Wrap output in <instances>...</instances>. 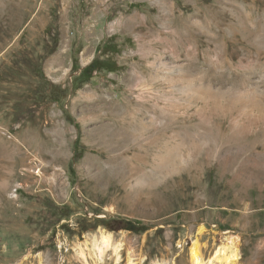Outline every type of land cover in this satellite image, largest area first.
Instances as JSON below:
<instances>
[{
    "label": "rangeland",
    "instance_id": "1",
    "mask_svg": "<svg viewBox=\"0 0 264 264\" xmlns=\"http://www.w3.org/2000/svg\"><path fill=\"white\" fill-rule=\"evenodd\" d=\"M34 1L0 51V264H264V0Z\"/></svg>",
    "mask_w": 264,
    "mask_h": 264
},
{
    "label": "bare ground",
    "instance_id": "2",
    "mask_svg": "<svg viewBox=\"0 0 264 264\" xmlns=\"http://www.w3.org/2000/svg\"><path fill=\"white\" fill-rule=\"evenodd\" d=\"M34 2H35L34 0H0V51L7 45L9 40L13 37L15 31L19 29L21 23L26 19L29 13H31L34 10ZM143 128L144 127H142V129ZM124 133L125 136L129 138L130 135H128L125 131ZM139 133H140V129L138 128L135 130V133L132 135L136 136ZM110 136H111V140L113 141L112 143L116 144L118 142L117 135L112 134ZM122 136H124L123 133L121 134L120 137ZM30 145L28 143L27 146L29 147ZM41 146L33 145L36 151L42 152L44 149ZM39 173H41V170L39 171ZM112 239H113L112 233L104 232V231L102 232V241L98 248L99 256H101L104 252L103 250L111 244L110 242L112 241ZM81 254L84 256L83 252ZM190 261L191 264H237L238 252L237 250H235L234 248H232L227 244L221 245V247H219L214 252L213 256L207 261L206 258L204 257L200 240L196 238L193 241V244L190 248Z\"/></svg>",
    "mask_w": 264,
    "mask_h": 264
},
{
    "label": "trees",
    "instance_id": "3",
    "mask_svg": "<svg viewBox=\"0 0 264 264\" xmlns=\"http://www.w3.org/2000/svg\"><path fill=\"white\" fill-rule=\"evenodd\" d=\"M100 68L101 63L99 61L94 60L90 65L83 69L80 78L89 80L93 77L94 72L99 71ZM111 71H115V67H112ZM75 150L78 151V142H76L75 144ZM75 157H79V155H75ZM111 227L113 230H126L132 232H141L146 230V227L144 225H141L138 222L124 219L115 220L113 223H111Z\"/></svg>",
    "mask_w": 264,
    "mask_h": 264
}]
</instances>
